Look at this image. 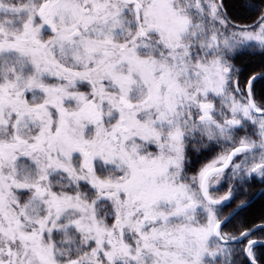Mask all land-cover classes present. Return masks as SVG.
Wrapping results in <instances>:
<instances>
[{"label": "snow or ice", "instance_id": "snow-or-ice-1", "mask_svg": "<svg viewBox=\"0 0 264 264\" xmlns=\"http://www.w3.org/2000/svg\"><path fill=\"white\" fill-rule=\"evenodd\" d=\"M0 264H264V0H0Z\"/></svg>", "mask_w": 264, "mask_h": 264}]
</instances>
